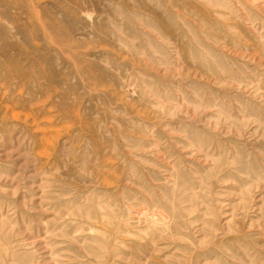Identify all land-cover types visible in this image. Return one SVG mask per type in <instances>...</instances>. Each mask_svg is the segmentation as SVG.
Here are the masks:
<instances>
[{"label":"rangeland","instance_id":"obj_1","mask_svg":"<svg viewBox=\"0 0 264 264\" xmlns=\"http://www.w3.org/2000/svg\"><path fill=\"white\" fill-rule=\"evenodd\" d=\"M0 264H264V0H0Z\"/></svg>","mask_w":264,"mask_h":264}]
</instances>
